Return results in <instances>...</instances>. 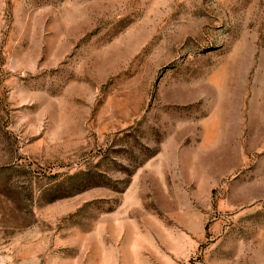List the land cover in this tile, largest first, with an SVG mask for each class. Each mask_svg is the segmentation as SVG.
Here are the masks:
<instances>
[{
  "label": "rangeland",
  "instance_id": "1",
  "mask_svg": "<svg viewBox=\"0 0 264 264\" xmlns=\"http://www.w3.org/2000/svg\"><path fill=\"white\" fill-rule=\"evenodd\" d=\"M0 264H264V0H0Z\"/></svg>",
  "mask_w": 264,
  "mask_h": 264
}]
</instances>
